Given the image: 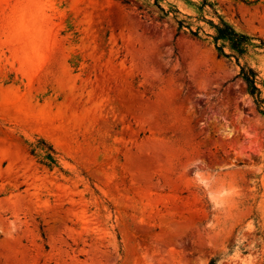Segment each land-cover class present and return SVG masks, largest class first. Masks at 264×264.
<instances>
[{"label":"rangeland","instance_id":"374dc122","mask_svg":"<svg viewBox=\"0 0 264 264\" xmlns=\"http://www.w3.org/2000/svg\"><path fill=\"white\" fill-rule=\"evenodd\" d=\"M221 19L264 83V0H0V264H264V118Z\"/></svg>","mask_w":264,"mask_h":264},{"label":"trees","instance_id":"16d2710c","mask_svg":"<svg viewBox=\"0 0 264 264\" xmlns=\"http://www.w3.org/2000/svg\"><path fill=\"white\" fill-rule=\"evenodd\" d=\"M162 12L164 10L160 8ZM179 13L178 11H175ZM165 13V12H164ZM165 15H167L165 13ZM179 29L183 28L185 21H177ZM214 29V35L210 36L218 52V57L227 60H235V63L240 67L238 77L245 83L249 95L253 98L254 104L259 114L264 118V83L259 76V72L253 68L247 61L245 55L250 47H255L253 37L237 32L231 25L220 20L219 24L210 22ZM191 35L199 37L198 32H192ZM264 49V42L262 47ZM53 152V150H52ZM54 153V152H53ZM47 166L52 167L55 163L51 155H47ZM211 264H216V260H212Z\"/></svg>","mask_w":264,"mask_h":264}]
</instances>
